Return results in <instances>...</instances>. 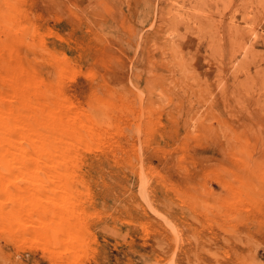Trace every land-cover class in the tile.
<instances>
[{"label": "rangeland", "instance_id": "obj_1", "mask_svg": "<svg viewBox=\"0 0 264 264\" xmlns=\"http://www.w3.org/2000/svg\"><path fill=\"white\" fill-rule=\"evenodd\" d=\"M0 148V264H264V0H0Z\"/></svg>", "mask_w": 264, "mask_h": 264}, {"label": "bare ground", "instance_id": "obj_2", "mask_svg": "<svg viewBox=\"0 0 264 264\" xmlns=\"http://www.w3.org/2000/svg\"><path fill=\"white\" fill-rule=\"evenodd\" d=\"M32 144H33V143H32ZM0 149H1V148H0ZM36 149H37V148H36ZM11 156H12V155H11ZM11 156L9 157V159L12 158ZM6 157H7V156H6ZM6 157H5V159L2 158V157H0V162H4L5 164H6V163H9V161L6 159ZM16 157H17V156H16ZM13 158L16 160L15 157H13ZM22 159H23V158H22ZM22 159H19L20 162H18V163H22V162H23ZM10 160H11V159H10ZM11 161H12V160H11ZM11 161H10V162H11ZM21 161H22V162H21ZM14 162H15V161H14ZM16 163H17V161H16ZM13 164H14V163H13ZM19 165H20V164H19Z\"/></svg>", "mask_w": 264, "mask_h": 264}]
</instances>
